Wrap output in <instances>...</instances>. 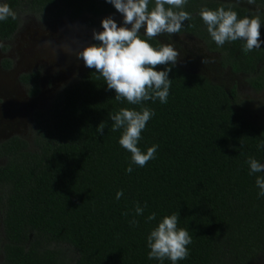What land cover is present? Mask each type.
I'll return each mask as SVG.
<instances>
[{
	"label": "trees",
	"instance_id": "obj_1",
	"mask_svg": "<svg viewBox=\"0 0 264 264\" xmlns=\"http://www.w3.org/2000/svg\"><path fill=\"white\" fill-rule=\"evenodd\" d=\"M0 3L16 14L85 16L90 24L117 12L108 0ZM252 5L258 9L232 1L187 0L183 10L193 19L181 32L198 35L208 49L220 52L222 65L247 73L248 83L259 88L264 82V0ZM220 6L236 11L238 19L259 15V49L245 54L243 40L216 45L198 13ZM17 24V16L0 21V38H8ZM98 43L92 36L90 44ZM149 43L161 45L157 37ZM9 64L6 57L2 65ZM167 67V103L129 105L115 99L95 69L84 66L44 107L31 111L30 138L11 134L0 140V264H172L167 258L149 259L147 246L150 231L172 214L178 216L177 227L192 237L188 257L176 264H253L264 255V197L256 185L264 172L250 174L247 163L254 158L264 164V149L257 148L264 142V126L246 116L249 108L233 88L227 93L177 64L156 70ZM18 78L29 95L38 92L37 69ZM122 107L154 112L137 146L146 152L157 145L155 158L143 167L131 165L130 173L131 153L119 144L123 129L113 131L110 119ZM101 123L103 135L96 131ZM118 191L123 195L116 199ZM137 204L143 215H135ZM152 213L156 219L148 221ZM133 219L138 224H131Z\"/></svg>",
	"mask_w": 264,
	"mask_h": 264
},
{
	"label": "clouds",
	"instance_id": "obj_2",
	"mask_svg": "<svg viewBox=\"0 0 264 264\" xmlns=\"http://www.w3.org/2000/svg\"><path fill=\"white\" fill-rule=\"evenodd\" d=\"M115 9L123 15V26H118L111 17L104 18L102 31H94L93 39L98 44H90L82 49L75 50L78 59H82L87 68L95 69L107 84L109 90L115 91L117 101L126 100L129 105H140L144 101L159 100L167 103L171 80L169 72L171 67L157 71L158 65H175L179 52L170 44L161 43L154 47L150 40L159 35H168L181 32L185 21L193 19L191 14L184 9L187 0H154V7L149 10L150 0H108ZM247 3L255 4V0H247ZM198 15L207 26V32L216 45L223 46L228 41H245L243 52L245 54L261 47L260 39L261 20L259 15L245 16L238 19L236 11L226 9L223 6L217 9L202 8ZM16 12L6 3H0V21L8 18L16 19ZM131 25V27H127ZM144 28L142 38L140 29ZM50 43V41H47ZM3 43L0 42V48ZM62 47L67 52L73 50L66 44ZM213 62L204 58L205 65ZM154 112L143 107L140 110L122 107L115 114L110 115L114 122L112 130L123 129L119 138V144L131 153V164L126 169L132 172L131 165L143 167L151 159L155 158L157 145L147 148L142 152L137 146L141 133ZM104 124L97 126V133L103 135ZM258 149H264V142L257 145ZM250 174L264 172V164L254 158L247 161ZM256 185L260 189L258 195L264 197V176H257ZM123 195L122 191L116 193V199ZM147 205L145 204V207ZM144 208L137 204L135 215H143ZM127 215V213H124ZM156 219L152 213L147 217L148 221ZM131 224H138L133 219ZM178 216L176 214L164 216L158 226L150 231L147 236L149 259L163 261L169 259L172 264L184 260L189 255L188 245L192 243L189 232L177 227Z\"/></svg>",
	"mask_w": 264,
	"mask_h": 264
},
{
	"label": "rangeland",
	"instance_id": "obj_3",
	"mask_svg": "<svg viewBox=\"0 0 264 264\" xmlns=\"http://www.w3.org/2000/svg\"><path fill=\"white\" fill-rule=\"evenodd\" d=\"M108 17L114 19L118 26H123V15L120 12L105 18ZM17 18L18 24L6 40V57L10 64L5 69L0 66V138L5 134H19L30 138L31 111L44 107L62 83L77 77L85 64L82 59L77 58L75 50L90 45L94 30L102 28V20L90 24L85 16L69 20L20 10ZM47 41L50 43L46 44ZM62 44L68 45L73 51H65L60 47ZM165 44L172 45L179 52L176 64L184 69H194L192 66L202 63L203 59L197 56L195 49L177 44L172 39H167ZM33 69L39 72V89L31 96L18 76L21 72ZM218 74L226 85L242 81V76L230 78L228 74ZM237 98L240 103L248 100L244 97L242 88L237 90ZM258 98L264 99V94ZM248 108L249 110L243 111L246 116L264 126V106L260 108L252 105ZM253 264H264V255L258 257Z\"/></svg>",
	"mask_w": 264,
	"mask_h": 264
},
{
	"label": "flooded vegetation",
	"instance_id": "obj_4",
	"mask_svg": "<svg viewBox=\"0 0 264 264\" xmlns=\"http://www.w3.org/2000/svg\"><path fill=\"white\" fill-rule=\"evenodd\" d=\"M222 1H232L237 4L244 5L251 10L258 9L257 7H254L253 5L248 4L244 0H222ZM259 10H262V9H259ZM262 11H263L262 16L264 17V10ZM127 27H131V25ZM94 31H98V29L96 28ZM140 31L144 32L145 30L144 28H141ZM157 38L159 39L161 43H164V44L166 43L167 39H170V40L172 39L177 44L187 46L188 48L195 49L197 56L200 57L201 59L208 58L209 60L213 61V62H210L208 65H205L202 63H200L199 65L195 64L196 66H192L194 67V69L188 67V68H185L186 70H194V71L200 72L212 82H216L220 84L227 93L229 89L233 88V90L237 94V90L242 88L244 97L248 99L244 103L249 107H251L252 105H258L260 106V108H262L264 106V99L260 100L258 98L259 95L264 94V82L259 88H255L252 85H250L248 81L246 80V77L248 75L247 73L240 72V71L234 72L230 69L228 65H222V62L220 60L222 58L220 56L221 55L220 52L215 49H208L204 41L198 35H195L193 33H188V32H180L178 34H172V35H168L167 33H165L163 35L157 36ZM7 39L8 38L6 37L0 38V42L3 43V47L1 48L2 50L0 49V66L4 69L6 68V66L2 65V62H4L6 59V40ZM218 73L228 74L230 78L233 76H242V81L239 82L238 80L236 84L230 83L226 85L224 82L221 81ZM263 78H264V75H263ZM6 137L7 136L5 134L0 138V140Z\"/></svg>",
	"mask_w": 264,
	"mask_h": 264
}]
</instances>
